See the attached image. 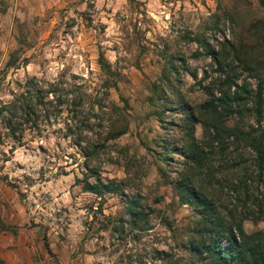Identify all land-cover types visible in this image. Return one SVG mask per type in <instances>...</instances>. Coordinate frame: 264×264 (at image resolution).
Returning <instances> with one entry per match:
<instances>
[{
    "label": "rangeland",
    "instance_id": "obj_1",
    "mask_svg": "<svg viewBox=\"0 0 264 264\" xmlns=\"http://www.w3.org/2000/svg\"><path fill=\"white\" fill-rule=\"evenodd\" d=\"M31 76L77 104L14 133L0 120V264H209L184 177L264 229V0H0V104ZM242 82L232 113L208 111Z\"/></svg>",
    "mask_w": 264,
    "mask_h": 264
},
{
    "label": "trees",
    "instance_id": "obj_2",
    "mask_svg": "<svg viewBox=\"0 0 264 264\" xmlns=\"http://www.w3.org/2000/svg\"><path fill=\"white\" fill-rule=\"evenodd\" d=\"M101 57L102 55H100L99 61L102 67L107 68L106 62L101 60ZM195 75L196 73L192 71V76ZM40 81L36 76H31L26 81L22 91L15 93L9 101L0 104V120L11 133L23 129L20 126L22 121L34 119L35 122V118L39 115V112L43 111L46 116H49V111L51 110L60 112L63 109L62 105L64 103H69L70 101L73 104H77V100L75 101L76 96H69V93L65 92L67 91L65 87H60L62 91L57 92L59 86L56 82H49L48 86H43ZM230 83L227 86V90L223 91L222 96L217 97L218 100L216 103H213L211 100L209 103H206L205 107H207L208 111L217 112L220 115L217 106H221L225 110L224 113H232L234 111L231 107L232 103H239L240 99L244 97L238 93V90H242L246 94L249 92V88L245 82L241 84L235 83V88L232 90H230ZM261 89L262 86L258 83L256 89L257 99L260 98ZM81 103L82 98L79 96L78 104L81 105ZM184 110L186 114L189 112L194 117V114L187 104H184ZM31 115H33L32 118ZM183 122L188 131V140L183 151L188 156V162L197 164L204 157L203 150L195 143L194 137L192 136V126H189V123L184 119ZM213 126V136L218 139V127L215 124ZM164 145L168 147L167 143ZM253 145L257 153L258 164L262 171H264L263 144L261 140L255 139ZM84 186L87 190L93 192H99L100 186L108 187L104 182H91L88 180ZM176 187L181 201L193 203L201 214V218L204 221L203 234L208 238L203 240L201 246L196 245L195 247L199 250L200 254L202 252L205 253L203 258L209 264H264V229L246 232L241 223L232 214H230L229 220H226L221 212L218 211L214 200L203 191L197 189L186 177L178 180ZM128 201L129 213L134 214L136 212L135 199L129 198ZM200 230L202 229L200 228Z\"/></svg>",
    "mask_w": 264,
    "mask_h": 264
}]
</instances>
